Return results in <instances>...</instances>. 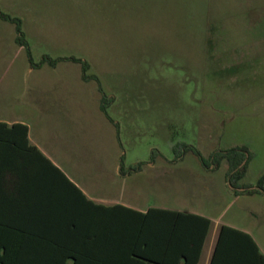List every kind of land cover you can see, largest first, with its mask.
<instances>
[{
  "label": "rangeland",
  "instance_id": "rangeland-1",
  "mask_svg": "<svg viewBox=\"0 0 264 264\" xmlns=\"http://www.w3.org/2000/svg\"><path fill=\"white\" fill-rule=\"evenodd\" d=\"M0 8L23 20L36 63L49 55L91 64L114 98L123 146L81 66L32 67L15 25L1 19L0 118L27 120L45 155L90 197L119 199L123 186L141 202L249 227L264 246V195L235 194L226 161L205 169L188 152L171 162L175 143L205 158L245 146L242 182L264 176V0H0ZM154 149L155 170L129 180L115 173L121 155L128 168Z\"/></svg>",
  "mask_w": 264,
  "mask_h": 264
},
{
  "label": "trees",
  "instance_id": "trees-1",
  "mask_svg": "<svg viewBox=\"0 0 264 264\" xmlns=\"http://www.w3.org/2000/svg\"><path fill=\"white\" fill-rule=\"evenodd\" d=\"M0 19L15 25V41L25 48L32 67H56L65 61L81 66L82 79L97 83L100 109L116 127L123 146L121 127L109 113L114 98L105 93L102 80L89 73L91 64L75 56L49 55L36 63L23 20L1 8ZM172 151V163L188 152L197 156L205 169L226 161L227 183L236 189L257 187L264 191V176L255 185L241 184L249 162L245 146L218 151L209 158L184 142L175 143ZM158 156L162 154L154 149L150 161L127 168L123 154L120 174L141 172ZM255 193L263 195L259 190L246 192ZM211 226L209 218L183 211L150 208L141 212L122 205L96 204L30 142L28 126L0 123V264H116L113 259L120 256L117 251L130 258L131 264H199ZM209 264H264V254L250 233L223 225Z\"/></svg>",
  "mask_w": 264,
  "mask_h": 264
},
{
  "label": "crops",
  "instance_id": "crops-1",
  "mask_svg": "<svg viewBox=\"0 0 264 264\" xmlns=\"http://www.w3.org/2000/svg\"><path fill=\"white\" fill-rule=\"evenodd\" d=\"M0 123H7L9 125L21 123V124H24V125L28 126L30 142L33 145L37 146L42 151V149L40 148L38 142L33 137L32 128L30 126V123L27 120L20 119V118H16V119H13V118L12 119L0 118ZM120 158H121V156H120ZM149 165H150V167H148L149 169L145 168L141 172L133 173V175H140V174H142L144 172L146 173V172H148L147 170H155L152 167V164H149ZM115 170H116L115 173L120 175V164L116 167ZM131 175L124 176L125 177L124 179L129 180L131 178ZM241 183L242 184H246L245 182H242V181H241ZM253 185H255V184H253ZM82 191L87 195V197L90 200H92L96 204H100V205H106V206L122 205V206L131 208V209H134V210H137V211H141V212H146L150 208H162V209H170V210L183 211V212L192 213V214H198V215L205 216V217L209 218L212 221V226H211L209 234L207 236V239H206V242H205V245H204L203 253H202V256H201L199 264H209L210 263V260H211V257H212V253H213V250H214V247H215V243H216V240H217V237H218L219 229L223 225L233 226V227H236L238 229H241L243 231H246V232L250 233L254 237V239L256 240V242L259 245L260 250L264 254V246L261 244V242H260V240L258 238V235H256L254 233V231L252 229H250L249 227L228 224V223L223 222V221H219L218 223H215L214 218L211 215L199 213V211L182 210V209H179V208H170V207H167V206H163L161 204L147 203L148 200H145V201L141 202V200H137L135 191L130 193L129 191L126 190V188H123V186L120 187L119 195L116 196V197H119V199L118 198L110 199V198H106V197L94 198L92 196L90 197L89 194H87L83 189H82ZM239 193L240 194H244V195H249V194L242 193V192H239ZM117 253L120 254V256L114 257L113 263H116V264H122V263L131 264L132 263V260L130 258H126L120 251H117ZM132 259H133V257H132ZM139 264H140V262H139ZM144 264H158V263L152 262V261H144Z\"/></svg>",
  "mask_w": 264,
  "mask_h": 264
},
{
  "label": "water",
  "instance_id": "water-1",
  "mask_svg": "<svg viewBox=\"0 0 264 264\" xmlns=\"http://www.w3.org/2000/svg\"><path fill=\"white\" fill-rule=\"evenodd\" d=\"M244 165H245V162L241 164L240 169H241ZM228 185H229L230 189H231L233 192H234V191H238V192L246 193L247 191H251V190H259V191H261V192L263 193V195H264V191L260 190V189L257 188V187H252V188H250V189H245V188H238V189H236V188H234L230 183H228Z\"/></svg>",
  "mask_w": 264,
  "mask_h": 264
}]
</instances>
